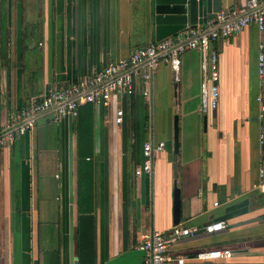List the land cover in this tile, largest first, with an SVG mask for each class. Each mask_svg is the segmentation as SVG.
Returning <instances> with one entry per match:
<instances>
[{
  "label": "crops",
  "instance_id": "0c3cea01",
  "mask_svg": "<svg viewBox=\"0 0 264 264\" xmlns=\"http://www.w3.org/2000/svg\"><path fill=\"white\" fill-rule=\"evenodd\" d=\"M244 3L221 0V11L237 13ZM151 8L152 0H0V128L47 88L66 87L155 41ZM259 44L264 31L255 25L213 43L219 75L213 110L200 107L201 57L187 50L177 73L168 64L157 67L147 94L138 81L133 95H114L107 106L86 104L56 122L51 113L40 115L0 151V264H79L81 255L90 264L139 262L142 236L175 225L174 187L181 198L176 224L193 230L175 252L223 247L232 252L225 264H264ZM161 140L151 170L135 174L142 144ZM217 220L226 228L204 231Z\"/></svg>",
  "mask_w": 264,
  "mask_h": 264
},
{
  "label": "built area",
  "instance_id": "2783aa9c",
  "mask_svg": "<svg viewBox=\"0 0 264 264\" xmlns=\"http://www.w3.org/2000/svg\"><path fill=\"white\" fill-rule=\"evenodd\" d=\"M249 25H255L264 31V0H245L243 8L237 13L220 11L204 23L196 26L187 24L174 34L139 47L128 57L111 61L94 74L82 77L66 87L47 88L43 93L31 98L0 128V151L31 131L38 117L44 113L53 114L56 122L68 115L77 116L80 107L86 104L107 106L114 95H133L138 81L143 84V93L147 94L148 84L157 67L161 63L168 64L177 73L180 56L187 50H196L201 57L203 79L200 84V107L204 112L215 109L219 75L218 50L213 43L238 34ZM259 49L257 70L258 74L264 77V46L259 44ZM175 79L178 80L177 75ZM261 110L264 111V104ZM122 115V108L117 107L115 123H121ZM259 139L264 143V134H260ZM164 146L163 140L156 143L144 142L141 149L143 159L135 168V174L149 172L154 155ZM259 176H264L263 171L260 170ZM203 228L207 233L218 232L226 228V223L222 220L211 221ZM192 233L193 230L189 226L175 224L166 232H150L143 235L136 248L144 254V258L134 264H225L224 261L231 257V250L223 247L200 249L191 256L175 252L174 244Z\"/></svg>",
  "mask_w": 264,
  "mask_h": 264
},
{
  "label": "water",
  "instance_id": "95a60500",
  "mask_svg": "<svg viewBox=\"0 0 264 264\" xmlns=\"http://www.w3.org/2000/svg\"><path fill=\"white\" fill-rule=\"evenodd\" d=\"M221 11V0H152L151 23L153 24L155 41L166 38L185 25L196 26L206 19L214 17ZM68 117L71 118L70 115ZM71 133L69 128V217H70V240L72 241V200H73V155L71 149ZM173 149L177 151V123L174 119L173 127ZM181 198L180 190L174 187L172 191V213L173 223L180 220Z\"/></svg>",
  "mask_w": 264,
  "mask_h": 264
},
{
  "label": "trees",
  "instance_id": "16d2710c",
  "mask_svg": "<svg viewBox=\"0 0 264 264\" xmlns=\"http://www.w3.org/2000/svg\"><path fill=\"white\" fill-rule=\"evenodd\" d=\"M77 147H78L79 157H81L80 156V154H81L80 148H82V143L80 142V140L78 141ZM79 264H90L88 256H84V255L82 256L81 255V257H79Z\"/></svg>",
  "mask_w": 264,
  "mask_h": 264
}]
</instances>
